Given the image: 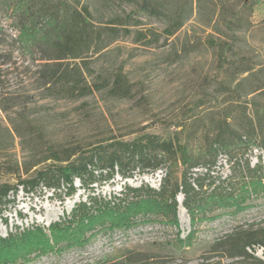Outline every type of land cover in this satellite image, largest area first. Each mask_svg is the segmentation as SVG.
Segmentation results:
<instances>
[{
    "label": "rangeland",
    "instance_id": "374dc122",
    "mask_svg": "<svg viewBox=\"0 0 264 264\" xmlns=\"http://www.w3.org/2000/svg\"><path fill=\"white\" fill-rule=\"evenodd\" d=\"M34 2L0 0V185L18 188L0 207V237L17 235V244L30 245L26 257L8 251L10 258H17L1 257L0 264H259L238 252L247 234L264 233V180H246L238 197L243 201L214 199L193 218L180 205L179 194L175 216L172 206L142 199L123 209L94 208L75 221L72 214L78 204L89 205L91 197L101 196L113 201L126 183L159 189L166 167H137L127 178L116 172L89 186L76 178L73 194L65 184L57 190L41 184L27 192L23 182L66 164L72 150H77L74 160L95 146L151 134L178 139L206 154L214 128L252 99L244 96L245 86L250 89L264 81V0H225L215 29L205 25L213 8L205 0L209 9L200 16L195 13L171 36L164 33L167 20L148 16L135 5L48 0L62 7L68 3L73 9L89 8L94 41L82 58L68 60L52 59L50 45L42 38L52 23L34 27ZM211 39L224 44L222 54L209 44ZM53 62L60 70V64L77 63L90 84L112 82L121 72L131 94L121 97L105 88L73 98L67 92L68 78L60 70L53 75ZM248 68L254 77L237 87L248 74L241 71ZM233 154L230 160L227 152L218 153L211 167L216 176H230L236 158L264 165V148L254 145ZM182 170L180 165L173 177L181 180ZM55 223L62 225L54 228ZM255 253L264 259L263 247Z\"/></svg>",
    "mask_w": 264,
    "mask_h": 264
},
{
    "label": "trees",
    "instance_id": "16d2710c",
    "mask_svg": "<svg viewBox=\"0 0 264 264\" xmlns=\"http://www.w3.org/2000/svg\"><path fill=\"white\" fill-rule=\"evenodd\" d=\"M120 3L135 5L145 14L161 20H167V26L164 33L171 36L175 31L182 28L195 13L199 16L206 8L205 0H116ZM213 8L210 7L211 17L207 27L215 29L220 22L221 10L225 6V0H209ZM35 8L32 12V20L37 30L46 24L52 23L43 40H47L53 60L82 58L85 50L87 51L94 41L92 31L90 30V11L87 6L77 9L66 3L64 6H58L49 3L48 0H35ZM32 10V7L30 8ZM212 9V10H211ZM39 23V24H38ZM41 29V28H39ZM116 30V29H115ZM97 40L101 39L99 33ZM212 46L217 45L219 53L222 54L225 46L214 40H209ZM57 70H53V75L59 72L60 67L57 62H53ZM56 63V64H55ZM62 77L68 78L66 81L67 92L73 98L84 97L93 94L95 91L109 88V90L118 96L128 97L131 94V85L126 81L124 75L118 72L113 81L94 82L90 84L82 67L77 63L60 64ZM262 71V70H261ZM243 76L237 83V87L243 86L254 77L252 68L243 69ZM258 84L246 89L244 96L252 95L250 102L245 101L239 106L236 115L228 114L214 128V132L209 143V149L206 154L196 153L190 149L187 143L182 144L178 139H161L158 135H145L133 141L115 140L105 146H95L86 153H81L74 160L73 156L77 150H72L65 161L66 164L48 168L38 172L35 178L25 180L23 189L27 192L34 191L41 184L49 189H60L62 185H67V193L76 192L74 181L80 179L82 185H92L100 177L110 179L116 172L123 178L132 175V170L141 167L144 170L156 171L166 167V174L162 177L159 189L149 185L133 187L126 183L125 190L114 198L107 201L106 198L91 197L88 205L82 202L77 205L72 214V220L80 217H88L91 209H123L131 203L140 202L142 199L158 201L173 207L174 216L176 208L179 206L178 195H183L182 205L187 213L194 217L197 209L211 203L214 199L222 201L224 199L238 200L240 188L246 184V180L253 183H262L264 180V165L260 162L254 166L246 158H236L232 165V174L223 178L216 176L211 167L217 163V155L221 152H227L232 160L235 156L233 151L249 149V147L258 146L264 148V81H258ZM251 105V106H250ZM231 117V120L229 118ZM183 166L181 180L173 177V172ZM203 167L204 171L196 170ZM18 188L5 183L0 185V207L11 201L10 193L14 196ZM62 224L55 223L54 228L61 227ZM38 231L41 229L37 228ZM29 233H34L29 231ZM43 234V233H42ZM26 236V235H24ZM20 237V236H19ZM17 235L10 234L7 238L0 237V259L15 260L17 257L10 258L8 251H14L12 255L19 253L18 258L26 257L29 254V244H17ZM22 237V236H21ZM45 240V239H44ZM43 244L48 242L46 238ZM258 247H264V233L250 232L242 240L239 247V256L252 257L259 264H264V259L257 257ZM252 249L253 252L249 251ZM26 254V255H25Z\"/></svg>",
    "mask_w": 264,
    "mask_h": 264
},
{
    "label": "water",
    "instance_id": "95a60500",
    "mask_svg": "<svg viewBox=\"0 0 264 264\" xmlns=\"http://www.w3.org/2000/svg\"><path fill=\"white\" fill-rule=\"evenodd\" d=\"M182 201H183V200H181L180 205L184 208V206L182 205ZM185 210H186V209H185Z\"/></svg>",
    "mask_w": 264,
    "mask_h": 264
},
{
    "label": "built area",
    "instance_id": "2783aa9c",
    "mask_svg": "<svg viewBox=\"0 0 264 264\" xmlns=\"http://www.w3.org/2000/svg\"><path fill=\"white\" fill-rule=\"evenodd\" d=\"M161 180H162V179H160V183H159V186L161 185ZM263 248H264V247H263Z\"/></svg>",
    "mask_w": 264,
    "mask_h": 264
},
{
    "label": "bare ground",
    "instance_id": "6f19581e",
    "mask_svg": "<svg viewBox=\"0 0 264 264\" xmlns=\"http://www.w3.org/2000/svg\"><path fill=\"white\" fill-rule=\"evenodd\" d=\"M182 211L184 212V209H182Z\"/></svg>",
    "mask_w": 264,
    "mask_h": 264
}]
</instances>
